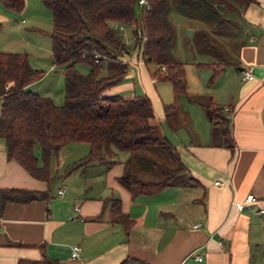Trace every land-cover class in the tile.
<instances>
[{
	"label": "crops",
	"instance_id": "0c3cea01",
	"mask_svg": "<svg viewBox=\"0 0 264 264\" xmlns=\"http://www.w3.org/2000/svg\"><path fill=\"white\" fill-rule=\"evenodd\" d=\"M29 6L30 0H26V10ZM243 17L249 37L241 44L236 70L231 73L225 68L208 91V96L224 109L230 133H220L218 143H213L209 129L212 124L202 103L195 101L192 110L198 122L192 125H204L203 130H194L197 138L188 137L186 129H181L182 134L175 131V141L167 137L185 168L171 186L154 194H142L124 185L120 176L123 162L129 157L121 160L118 156L121 163L105 166L106 176L95 171L98 165L65 174L71 163L88 153V148L87 153L67 164L60 176L67 188L59 185L53 192L56 177L52 174L50 183L33 177L18 161L8 159L6 144L0 138V188L50 194L49 198L29 203L6 204L0 216V264L40 260L43 255L60 264H120L128 257L148 264H263L264 0L245 3ZM123 63L127 71L138 67L144 79V62L138 54L123 57ZM243 68L251 69L253 79L243 80ZM64 70L52 61L50 72L44 71L28 89L62 104V94L53 96L52 83L56 74L64 78ZM108 71L109 67L104 73ZM133 74L128 71L124 80L107 89L105 95H119L134 88V83L125 81ZM51 75V84H43ZM147 86L145 95L151 99L156 117L165 118V106L171 105L174 97L169 99L171 103H163L159 112L156 106L159 108L163 100ZM168 126L174 132L169 120ZM90 170H94L91 176ZM102 178L105 180L101 188L93 193L94 185ZM89 180L94 181L87 185ZM62 187L66 190L59 194ZM249 194L255 195L256 202L237 209L235 203L244 201ZM114 199L120 200L122 212L132 220L128 229L112 208ZM75 245L82 251L73 258ZM257 254L262 257L256 259Z\"/></svg>",
	"mask_w": 264,
	"mask_h": 264
},
{
	"label": "trees",
	"instance_id": "16d2710c",
	"mask_svg": "<svg viewBox=\"0 0 264 264\" xmlns=\"http://www.w3.org/2000/svg\"><path fill=\"white\" fill-rule=\"evenodd\" d=\"M10 10L21 12L26 0H1ZM44 0L53 13L52 61L64 70V102L56 104L28 86L44 75L32 67L27 53L0 51V138L9 160L18 161L33 177L50 183V165L60 151L73 142L89 145L88 153L71 163L69 174L93 165L111 167L121 163L118 156L129 152L121 182L142 194H154L171 186L185 169L175 145L167 138L152 135L157 117L151 99L145 95L124 97L105 91L124 80L127 66L123 57L138 51L143 62L158 66L153 78L170 81L176 95L188 93L184 63L171 53L173 30L167 20L168 0ZM252 0H246L249 3ZM191 13H201L216 0H175ZM235 11L224 0L217 3ZM120 27H133L134 46H129ZM91 69L81 73L76 65ZM109 67L110 71L104 73ZM162 67L166 71L162 72ZM215 67L211 82L222 72ZM212 126L229 132V119L213 98L201 104ZM174 105L165 106L166 117ZM155 149L163 156H154ZM162 179L146 180L142 172ZM49 191L0 188V216L7 203H29L49 198ZM114 212L128 229L131 218L114 199ZM18 264H60L43 255L40 260H19ZM120 264H148L126 258Z\"/></svg>",
	"mask_w": 264,
	"mask_h": 264
},
{
	"label": "rangeland",
	"instance_id": "374dc122",
	"mask_svg": "<svg viewBox=\"0 0 264 264\" xmlns=\"http://www.w3.org/2000/svg\"><path fill=\"white\" fill-rule=\"evenodd\" d=\"M224 1L232 4L235 11H232L224 4L217 3L216 0L213 6L201 13L195 14L179 7L175 0H168L167 20L174 35L171 43V53L178 61L184 63L188 81V93L182 95L174 94L172 84L167 80L156 78V81L153 82V73L158 69V66L155 64L143 63L145 69L144 79L138 74V67L128 68V71L134 74L130 78H126L125 81L127 83H134L135 87L132 89L130 88L131 90L126 89L119 95L132 97L134 95L146 94L147 90L145 86L148 84V91L154 90V96L156 97L158 95L163 100L160 101L161 104L159 103V108L156 106L157 111L161 112L163 103L172 102L174 105V108L168 112V117L157 118L156 129L152 135L162 139L168 137L175 141V131L182 134L181 129H186L190 133L188 137L196 139L197 136L194 130H196V128L198 130H203L204 125L200 124V126L196 128L193 127L192 123L198 122V120L195 119L198 115H193L192 108L196 105L195 101L201 103L208 102L210 98L208 96L210 95L208 91H211V86L213 84L211 79L215 71V67L213 66L222 67L223 70L228 68L231 73L233 70H236L234 65L239 62L241 44L249 37L243 17L246 0ZM132 29L133 27L126 28L124 36L126 43L131 47L134 46ZM52 30L53 13L44 4V0H30L29 9L26 10L25 8L21 12L8 9L0 0V51L15 50L21 53H27L34 68L50 72L49 66L52 64V39L50 33ZM132 54L136 57L138 51L136 50ZM76 67L84 74L88 73L91 69L89 64L82 62L78 63ZM232 75H230L231 80L237 83V80L235 77L233 78ZM61 76L60 73L54 75L52 91L55 97L58 93L62 94L64 102V78H61ZM52 79L53 75L43 84H51ZM239 81L241 82L240 76ZM171 97H174V100L170 102L169 99ZM168 120L174 132L168 126ZM209 129L210 133H212V142L218 143L220 135L224 131V127L218 125L211 126ZM200 137L201 139L204 138V134L201 132ZM72 144H77L74 145L77 147H74ZM88 148L89 145L86 143L73 142L65 146L60 151L59 155L53 158L50 165V170L56 177L52 184L53 192L59 185H64L67 188L68 184H62L63 180L60 179V176L64 173L66 165L87 153ZM163 152L164 151L161 149H155L151 154L162 157ZM129 156V152H121L119 154V159L125 160ZM98 166L100 167L95 169V171L106 176V167L103 165ZM117 167L118 166H115V169ZM88 174L91 176L94 174V170H90ZM142 174V177L146 180L162 179V177H154L149 172L147 173L144 171ZM103 180L105 179L102 178V180L99 179L97 181V185L95 184L93 187H96L93 193L99 191L103 184ZM93 181H87V185L92 184ZM262 252L264 259V246ZM262 256L257 254L256 259Z\"/></svg>",
	"mask_w": 264,
	"mask_h": 264
},
{
	"label": "built area",
	"instance_id": "2783aa9c",
	"mask_svg": "<svg viewBox=\"0 0 264 264\" xmlns=\"http://www.w3.org/2000/svg\"><path fill=\"white\" fill-rule=\"evenodd\" d=\"M139 3H140V5L146 6L147 8H149V4H148L147 0H139ZM120 29L125 34V32H126L125 28L124 27H120ZM161 69H162V72L166 71L165 67H162ZM240 73L242 74V78L245 81L253 79V73H252L250 68L240 69ZM216 184H218V182ZM65 190H66L65 187L60 188L59 194H63L65 192ZM256 200L257 199H256L255 195L249 194V195H247V197H246V199L244 201L237 202L235 204H236L237 209L242 210V209L245 208V206L247 204L254 203V202H256ZM262 212H264V210H262ZM81 251H82V247L81 246H79V245L73 246L72 247V257L73 258L78 257Z\"/></svg>",
	"mask_w": 264,
	"mask_h": 264
}]
</instances>
